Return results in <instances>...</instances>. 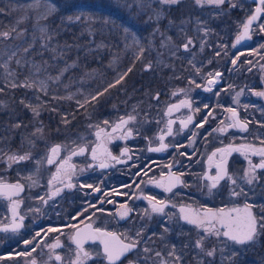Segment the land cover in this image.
Listing matches in <instances>:
<instances>
[{
    "label": "flooded vegetation",
    "instance_id": "af4514ba",
    "mask_svg": "<svg viewBox=\"0 0 264 264\" xmlns=\"http://www.w3.org/2000/svg\"><path fill=\"white\" fill-rule=\"evenodd\" d=\"M230 2L236 4V7H230L229 3L219 7L210 4L199 6L194 3V0H184V3L171 7L164 5L159 7V9H163L165 15L170 17L178 15L177 21L185 19L184 21L190 24L192 30L190 29L186 36L193 40V45L187 52L180 49L175 57L170 54L163 55L166 57V62L170 63L168 65L175 66L177 69L153 68L147 70L145 68L149 73V78L159 75L171 78L170 84L167 83L169 84L166 88L167 91H165L166 89L156 91L153 96L154 101L131 104L126 114L108 119L109 125H104L103 122L98 124L107 132L112 133L113 137L125 135L127 128L132 129V135L127 139L114 138L109 141L107 137H103L104 146L120 162L106 160L109 166L100 168L99 161L93 160L91 157V149L101 143V140L95 136L97 129L89 126L80 129V135L72 146L86 145L88 152L72 158V163L76 165V174L72 176L71 182L76 187L65 188L60 195L49 199L48 196L55 188L62 187L61 184L49 185V180L55 174L60 159L65 157H62L63 149L60 158L52 165L42 164L41 151L36 149L31 151V160L14 164L11 168H8L4 161H0V179L8 183L20 182L24 185V191L13 199L21 201L18 212L25 217L24 228L19 233L0 231V256H15L16 253L27 250L31 246L24 245L23 240L31 239L36 231L49 226L62 228L64 234L51 233L44 239V244L53 242V238L59 235L67 249L70 246L68 234L73 230L65 226L84 221L91 223L94 228L116 233L125 242H129L126 237L139 240V246L122 257L118 264H130V262L131 264H161L162 259L172 264L173 258L168 253L172 250L173 245H175L177 255L183 257L181 264H196L200 257L197 255L198 250L193 245L199 235L204 233L202 229H197L181 218L180 208L190 207L195 211H203L208 208L242 207L245 203L243 195L240 197L230 196V189L235 186L231 185L227 179L222 180L216 189L209 192L210 181L203 177L214 175L216 169L213 166L209 170L208 157L217 149L230 144L261 146V133H248L253 126L254 128L259 126L258 123H253V125L249 123L246 132L222 125L229 106L227 101V107H222L225 92L220 90V87L224 85V81L215 85L211 91L205 87L207 79L211 77L209 73L219 72L221 73L220 78H225L229 73L230 51H233L234 58L240 53H244L240 55V59L235 65L238 72L236 73V67L233 65L231 70L240 78H243L246 57L252 54L254 58L249 60L251 63H248V68H254L253 71L259 82L257 88L262 87L264 48H261L260 45L264 44V31H261L259 26L264 24V13L261 14L258 21L252 24L249 33L251 39L241 41L236 47H232L235 44L236 36L243 30V23L254 13L259 0H230ZM177 21L174 23H178ZM168 24L163 23L165 29H168ZM163 25L160 24V30L163 29ZM175 39L176 44H181L185 42V35H179ZM228 46L231 48L229 49ZM217 52L219 55L216 54ZM187 58L191 61V68L189 70L180 69L181 66L175 62ZM66 64L69 65L67 59L61 63L52 60L49 70L52 76L57 75ZM174 77L179 78L177 83L172 82ZM193 80L195 83H191ZM239 84L242 86H239L238 89L245 88L244 79H240ZM180 89L184 91H180ZM171 93H176V95L172 97ZM157 94L158 99L155 98ZM183 100H188L191 103V108L180 107L178 111L168 114L169 107L181 103ZM247 101L250 104H256L254 109H258L259 102H261V100L248 97L244 98L243 103ZM197 109L199 111H196ZM244 110L245 107L242 105L237 113L242 120L249 121L244 116L247 115ZM128 114L135 115L136 121L131 122L124 130L112 132V126L119 122V118H126ZM188 116H192V123L184 128L181 121L186 120ZM205 118L207 123H203ZM82 121L88 120L83 119ZM169 121H173L171 135L168 134ZM201 124L202 126H199ZM219 125H222L220 128H226V131H217ZM72 133L68 129L65 130L60 140H53L56 142L53 146L60 144L70 147L69 143L74 140H71ZM160 136L164 137L163 141L159 139ZM161 143L168 147L160 152L149 151L150 148L160 147ZM4 146V143L1 144L0 149L6 152ZM125 148L129 151L126 155H122ZM23 152L25 151L20 150V153ZM182 153L186 155H182ZM239 154L233 152L227 157V168L231 175L245 168L246 163L239 157ZM253 158L259 160V157L256 156ZM214 159L218 160L219 154ZM36 160H40L41 163L37 165ZM253 163H255L254 160ZM168 165H171V168ZM170 173L180 176L184 183L174 187L172 192H166L163 187L158 185L160 182L166 184L169 181ZM28 175H32L33 180L36 181L35 184L25 179ZM260 182L261 177L255 184H260ZM88 184L93 185V188L86 187ZM81 185H85V187H81ZM126 185H131V187H126ZM96 187L100 188L99 192L94 191ZM235 188L239 191L240 187ZM242 188L247 193V187ZM146 196H154L156 200L167 201L168 207L165 208L164 213H152L149 201L144 198ZM39 197H44L48 201L47 204H44ZM101 200L104 203H101ZM109 200L113 202L108 203ZM90 204L96 207H89ZM121 204H127L132 209L129 216L123 219L118 214L122 211ZM85 208L88 211L84 212L82 216L79 215ZM97 208H103L104 211H97ZM145 209L148 210V215L145 214ZM253 210L259 216L255 208ZM11 216L10 202L0 197V227L10 222ZM74 216L77 219H73ZM89 216H91V220L87 219ZM80 227L83 228L84 224H80ZM138 232L141 233L140 236H137ZM221 240L224 243H221ZM221 240L210 237L209 246L215 244L218 249L228 252L231 242L227 241V238H221ZM85 247L92 251L94 256L89 264H107L106 260L95 257L96 251L102 252L103 246L99 241L89 242ZM144 248H148L150 251L144 252ZM65 249L57 251L67 256L69 253ZM47 252L48 249L44 248V254H40V249H38L36 253H33V256L42 262L47 259ZM156 252L162 253V256L157 257ZM222 253L217 252L215 264H219L218 260ZM29 259L31 257L19 256L16 259L0 261V264H26ZM50 264H58V262L53 260ZM205 264H208L207 259Z\"/></svg>",
    "mask_w": 264,
    "mask_h": 264
},
{
    "label": "snow or ice",
    "instance_id": "6c2138e0",
    "mask_svg": "<svg viewBox=\"0 0 264 264\" xmlns=\"http://www.w3.org/2000/svg\"><path fill=\"white\" fill-rule=\"evenodd\" d=\"M157 3L158 5L164 6H176L184 3V0H136L137 6L139 7L140 11L142 12H152L153 15H149L148 19L151 21L155 19L157 25L159 24L160 20L164 16L163 9H157L153 7V3ZM194 3L199 6H204L205 4L215 5L217 7L223 6L226 3H229V6L234 8L236 4L231 3L230 0H194ZM117 7H128L127 0H116ZM58 10L57 5L49 3V0H32V2L27 5L24 9V15L20 19L17 20V25L22 23L25 19L29 18V13H32L36 17L37 27L40 32V39L46 41H52L55 36L58 34V28H53L51 24L47 23L49 18ZM4 9L0 8V12H3ZM264 13V0H259L258 6L255 8V11L252 15L247 18V21L243 23L242 28L243 30L236 36L235 44L232 47H236V45L240 44L243 40H250V30L251 26L254 21H258L261 14ZM82 19V12L80 14H73L67 15L61 20V24L64 23L65 20L68 22H78ZM91 19V17H89ZM43 21L44 23H40ZM107 22V21H106ZM174 24L173 21L169 20V26L171 27ZM260 30L264 31V24H260ZM125 33H128V29H124ZM180 32L183 33L184 29L180 28ZM17 33V36L22 35L23 33L17 32V27L13 26L7 31H0V37L4 39H11L12 34ZM159 34L162 39L160 41V47L163 49H169V45H173L172 48L169 49L170 55L175 57L177 52L180 49H183L185 52L190 50V46L193 45V40L186 36L185 34V42L181 44H175L173 41L172 36H166L164 32H161L159 26H157L152 35ZM207 34V33H205ZM36 37L34 36L33 42L28 43L27 46L21 48H11L7 51L0 52V69H3L5 73V81L6 86L11 89L17 88H25V89H35L44 95L48 94L49 88V81H56L59 82L61 77L64 75L65 72L69 70L70 67H75V64L72 65H65L62 69L59 70V73L55 76H52L47 71V61L42 63L35 62L34 60L27 59V55L31 52L34 48V41ZM133 43L139 46V51L135 55L136 60H142L144 58V53L147 49L140 43V40L135 37L133 34ZM42 48L47 49L48 45L43 44L41 45ZM261 48H264V44L260 45ZM51 51L55 52L56 49H51ZM258 52V50H257ZM23 53V55H21ZM42 55V53H39ZM219 55V52L216 53ZM244 53H240L243 55ZM251 54V53H250ZM59 55H63L60 53ZM159 56H163V52L158 53ZM240 55H237L231 63L235 65L237 61L240 59ZM15 63V68L12 67V63ZM158 64H163V60H158ZM191 63V61H190ZM211 63V61H209ZM247 63H251V61H247ZM166 67H170V65H165ZM132 67H129L126 71L120 74L113 83H109L107 87L103 89V91H97L95 94H87L84 95L83 100H77L76 103L80 108H86L88 105L92 104V102L97 101L100 96H103L105 93L109 91V89L116 87L117 85L121 84L122 81L126 78V76L132 71ZM153 67L152 62H149L145 65L147 70H151ZM27 68V74H24L20 69ZM199 71V69H197ZM251 71V68H249ZM43 74L44 78H41ZM212 73H209V76H212ZM221 73L216 72L215 77H220ZM21 77H23L21 79ZM191 83H195V81H191ZM208 91H211V86L216 83V79H209L208 80ZM199 86V85H198ZM4 87H0V93L4 92ZM180 91H184L180 89ZM240 93H237L239 96ZM256 96L264 97V91L255 92ZM53 99H57V97H52ZM73 97L70 95L67 99H72ZM158 99V94L155 97ZM20 103L23 104L26 108H28L34 118H38L41 114V110L44 109L45 104H31L27 103L25 100H20ZM180 107H187L191 108V103L188 100H183L179 105H172L168 108V114H171L173 110H178ZM245 107H247L245 105ZM196 111H199L197 109ZM228 112L232 114L231 116V123L227 125L230 128H238L241 131H248V124L250 121L240 120L238 118V113L235 108H228ZM211 115V113H209ZM137 117L132 114H128L127 117H120L119 122L115 123L112 126V132H117L124 130L127 128L131 122L136 121ZM192 116H188L186 120L181 121V125L184 128H187L190 123H192ZM64 124L70 123L66 118L62 120ZM173 121L168 122V134H172V125ZM203 123H207V119L203 121ZM104 125H109L108 120L103 121ZM199 126H202L199 125ZM264 126V125H262ZM15 128H20L21 124L17 123L13 125ZM89 127H95L97 130L95 131V136L101 140V143L96 144L94 148L91 149V157L93 160L99 161L100 168H106L109 165L106 163V160H117L120 162L119 159L111 154L110 151L104 146L103 137H107L110 141L114 138L119 139H127V137L132 135V129L127 128L126 134L113 137L112 133L107 132L105 128L100 127L99 125H89ZM59 131V129H57ZM217 131L224 132L226 128H219ZM103 134V136H102ZM32 136H36L39 139H44V127L41 126L36 127L35 132L31 134ZM195 135V134H194ZM159 139L161 141L164 140L163 136H160ZM28 143L31 146H35V140L29 139ZM75 144V141H73ZM260 145L257 147L254 144H241L238 146L228 145L224 148H219L214 151L211 156L208 157V164L209 170L214 166L216 172L214 175H206L203 178L210 181L208 185L209 192L213 189H216L222 180L227 179L230 181L231 185H237L236 179L229 173L227 168V157L230 156L233 152L240 153L244 156L247 160L248 167L245 170L244 176L241 177L242 180L248 185H252L254 182H258L260 180V173L264 171V139L260 140ZM66 147L64 145L57 144L52 146L48 149L49 155L46 157V162L49 165L55 164L57 160L60 158L62 149ZM168 145L161 143L160 147L158 148H150L149 151L160 152L165 150ZM128 149L125 148L123 150L122 155H126L128 153ZM88 152V148L86 145H79L77 144L73 149H71L66 157L60 159V162L56 168L55 174L49 180V185L61 184L62 187L55 188L54 191L50 193L48 196L49 199H52L58 195H60L64 189H72L75 188L76 185L71 182L72 176L76 174V165L73 164L72 158L74 156L84 155ZM219 154V159L215 160L214 158L217 157ZM182 155H186L182 153ZM256 156L259 157V160L253 163L251 157ZM6 158V159H5ZM32 159L31 151H25L23 153L20 152H4L3 149H0V161H4L8 168H11L12 165L18 164L21 162L29 161ZM131 159V157H129ZM35 163L38 165L41 163L40 160H36ZM171 168V165H168ZM38 171V169H37ZM83 171V169H81ZM145 175L147 173L145 172ZM183 175V174H181ZM25 179L32 181L33 184L36 183L33 180L32 175H28ZM152 183V181H149ZM184 182L180 179V176H177L175 173L169 174V181L165 184L160 182L158 186L163 187L166 192H172V189L179 184H183ZM187 186V185H185ZM81 187H85V185H81ZM88 188H93V185L88 184L86 185ZM126 187H131V185H126ZM24 191V185L20 182L16 183H8L2 179H0V197L8 200L11 204V211L12 216L10 222L4 224L0 227V231L2 232H12V233H19L22 228H24V219L23 215H20L18 212L19 206L21 204L20 200H15L13 197L19 196L21 192ZM94 191L99 192L100 188H94ZM105 195H108L105 193ZM127 195V193H124ZM247 196V193L244 191L242 187L239 188V191L236 190L235 187L230 189V196L232 197H240V196ZM146 200L149 201L151 212L152 213H159L163 214L166 207H168V202L165 200H156L154 196H146L144 197ZM39 199L44 203L47 204V200L44 197H39ZM104 203L103 200L100 201ZM113 201L109 200L108 203H112ZM174 206V205H173ZM89 207H96L95 205H89ZM120 211L118 214L123 219L132 212L127 204H121ZM254 205L248 203L247 201L243 204V206H234L231 208H219V209H205L203 211H195L193 209L181 207L180 213L181 218L186 221L188 224L194 225L197 229L203 230V235H199V238L196 239L194 242L193 247L198 250V257L196 264H205V260L207 259L208 264H215V258L217 256V252L220 251L221 253L224 249H218L215 244H211L209 246V238L215 237L217 240H221V238H227V241L232 242L234 245H253L255 244L261 236H264V215L257 216L254 212ZM97 211L103 212V208H97ZM39 211V209H36ZM88 211L87 208L83 209L79 215H83L84 212ZM260 211L264 213V205L260 206ZM145 214L148 215V210L145 209ZM95 215V213H92ZM73 219H77V217H73ZM88 220H91V216L87 217ZM80 224H84V227L81 228ZM65 227L71 228L73 231L68 234V239L70 241V246L65 249V245L60 240V236H55L53 238V242L44 244V239L51 233H60L61 235L64 234L63 229L60 227H53L49 226L47 228H41L39 231H36L35 234L32 236L31 239L23 240V244L26 246H31L27 250L23 252H18L13 255L8 256H0V261L6 259H16L19 256L22 257H31V259L26 261V264H50L51 261L55 260L58 264H89V261L94 259L93 252L88 250L85 245L89 242L95 243L99 241L100 244L103 246L102 252L96 251L95 257L102 258L107 261V264H118L122 257L126 256L127 253L133 251L139 246L138 239H131L126 237L129 242H125L121 240L120 237L114 233L102 230L100 228H94L91 223H85L84 221H79L75 224H69ZM167 231V229H165ZM141 233H137V236H140ZM221 243H224L221 240ZM43 245V247H42ZM74 245V247H71ZM47 248L48 252L46 253L47 259L43 260L42 262L38 260L37 257L33 256V253H36L38 249H40V254L43 253V249ZM58 249H65L67 256L63 253L58 252ZM144 252H149L150 249L144 248ZM39 255V254H38ZM155 255L157 257L162 256V253L156 252ZM170 257H172V264H181L183 257L181 255H177L175 245L172 246V250L168 253ZM237 255L236 252L231 254L230 259L234 261L235 256ZM131 264V262H130ZM161 264H169L167 260H161Z\"/></svg>",
    "mask_w": 264,
    "mask_h": 264
},
{
    "label": "trees",
    "instance_id": "16d2710c",
    "mask_svg": "<svg viewBox=\"0 0 264 264\" xmlns=\"http://www.w3.org/2000/svg\"><path fill=\"white\" fill-rule=\"evenodd\" d=\"M17 1L26 2L27 4L31 0H0V8L4 9L3 12H0V31H7L13 27L10 17L17 15V12L12 11V7ZM59 2L60 1L57 2V15L65 17L74 14L70 12L72 11L70 10L71 5L66 4L65 1ZM174 16L177 20L178 15ZM161 25H163V23ZM67 26L68 27L59 38L63 39L70 47L67 46V51H65L62 56L60 55V59L56 57H54V59L46 57V59H48L50 64L49 70L51 69L52 60L61 63L67 59L69 64L74 62L75 67H70L66 74L63 75V78H61L57 84L51 86V92L44 95L41 92H35L31 89H11L1 84V87H4L5 90L0 93V140L6 143V150L10 152L34 150L31 149L30 146H24V143L29 139H33L31 134L34 133L36 127L41 126V122L50 136L56 140H60L67 129L70 132H77L89 125H98L104 120L117 118L126 114L131 104L154 101L153 96L155 92L164 91L170 84L169 81L171 78L166 76L159 75L155 78H149V73L145 69L146 64L143 65L142 60H136L134 54L129 57L124 56L122 59L118 60L117 64H114V66L109 58L103 57L97 59L94 56L95 53L87 49L90 35L86 31V27L80 30L72 24ZM228 47L229 49L231 48L230 46ZM253 58L252 54L246 57L243 78H240L231 71L233 69L231 61L234 57L233 51H230V71L225 78H223L224 85L220 87V90L226 92L227 89L232 87L238 89L239 86H242L239 84L240 79H244L246 83L244 88L245 91L257 88L259 83L257 81L258 78L253 71V67L251 71H249L247 63V61L253 60ZM187 59L183 61L178 60V62L175 63L181 66L180 69L189 70L191 68V63L189 59ZM133 65L132 71L121 84L109 89L107 93L100 96L97 101L92 102V104L88 105L86 108H80L76 103L77 100H83L85 94L82 96L78 95L77 97L72 96V99H67L68 96L72 95L74 86L77 83L76 81L80 80L87 94H95L97 91H103L109 83H113L120 74ZM173 67L175 66L167 68L172 69ZM175 68L177 69V67ZM235 70L237 73L238 68L236 67ZM177 80H179V78L174 77L172 82L177 83ZM168 82L169 84H167ZM165 91H167V89ZM52 97H57V99H53ZM214 97H216V95H214ZM20 100H25L27 103L33 105L44 103L45 107L41 110L40 116L34 118L32 112L21 104ZM223 101L222 107L226 108L227 101L226 99H223ZM247 103H249V101H247ZM253 106V108H255V105ZM7 107H9V112L6 110ZM257 114L258 110L254 109L252 115L244 116L248 118L253 125V123L258 121V118H256ZM65 118L70 121L67 125L62 122ZM83 119L90 120V122H83ZM17 123L21 124L20 128L13 127V125ZM57 129H59V131H57ZM262 175L263 177L261 178L260 184L247 186V196L245 197V202L247 201L253 204L259 216L264 215V213L260 211V206L264 203H262L264 200V171H262ZM228 247V252L223 251L222 255H220L223 259L222 264H264V236H261L253 245L241 246L234 245L231 242ZM233 252L237 253L234 261L232 259H228L230 261H227L226 258H230Z\"/></svg>",
    "mask_w": 264,
    "mask_h": 264
},
{
    "label": "rangeland",
    "instance_id": "374dc122",
    "mask_svg": "<svg viewBox=\"0 0 264 264\" xmlns=\"http://www.w3.org/2000/svg\"><path fill=\"white\" fill-rule=\"evenodd\" d=\"M64 2L66 4L71 5L70 12L74 14H80L82 12V19L78 22H68L64 21L63 24H61V20L64 18L62 15H57L56 12L49 18L47 23L51 24L53 28H58V36L56 35L55 38L52 41H46L43 39H40V32L37 27V22H36V17L34 14L29 13V18L25 19L22 23L17 25V20L23 17L24 12L23 9L29 5L32 0L26 4V2H20L17 1L13 7L12 11L17 12L16 16L10 17V20L12 22L13 26L17 27V32L23 33L20 36H17V33L12 34L11 39H4L0 37V52L7 51L8 49L11 48H23L28 45V43L33 42L34 36L36 37L34 41V48L31 50V52L27 55V59L29 60H34L35 62L42 63L44 61H47V71L49 74V62L48 58L54 59L56 57L57 59H60V53H63L67 51V46L70 47L69 44L65 43L63 39H60L59 36L64 33L66 28L68 27L67 25L72 24L74 27H77L78 29L81 30L86 29V31L90 35L89 43H88V51L95 53V57L97 59L100 58H109L111 62L114 64H117V61L122 59L124 56H131V55H136V53L139 51V46L135 45L133 43V34H135V37L140 40V43L147 49L144 53V58L142 59L143 65L152 62L153 68L157 69H164L167 68L165 65H168L169 63L166 62V57L159 56V52H163L165 54H170L169 49L173 47V45H169V49H163L160 47V41L162 37L159 34L152 35L154 29L159 26L160 24L166 22L169 23V20L176 22L177 20L175 19L174 16L171 15L167 16L164 13L163 18L160 20L159 24L157 25V22L155 19L149 20L148 17L149 15H153L152 12H142L140 11L139 7L137 6L136 0H127L128 2V7H117L116 6V0H49V3L57 5V2ZM59 2V3H60ZM162 5H158L157 3H153V7L159 9V7ZM14 14V13H13ZM71 14V13H69ZM73 15V14H71ZM91 17V19H89ZM168 19V20H167ZM185 20V19H184ZM184 20L178 19V23H174L171 27L168 24V29H165L164 25L162 26L163 29H161V32H164L166 36H172L174 43L176 44V37L183 36L185 34L189 33L190 24ZM107 21V22H106ZM40 23H44L41 21ZM178 27V29H177ZM127 28L129 31L128 33H125L124 29ZM180 28L184 29V32H180ZM192 30V29H191ZM179 33V35H178ZM47 44L48 48H42L41 45ZM51 49H56L55 52L51 51ZM119 49V50H118ZM107 50V51H106ZM96 51V52H95ZM106 51V53H105ZM39 53H42L40 55ZM23 55V53H21ZM189 59V58H188ZM158 60H163V64H158ZM190 61V60H189ZM74 63V62H73ZM73 63H70L69 65H72ZM75 64V63H74ZM236 65V64H235ZM233 65V66H235ZM259 65V64H258ZM12 67L15 68V63L13 61ZM236 67V66H235ZM259 67V66H258ZM172 69H176L173 67ZM24 74H27L28 69H20ZM66 72L64 73V75ZM262 74L264 75V68L262 66ZM52 75V74H51ZM5 73L3 72V69H0V87L3 85L4 87L6 86V81L4 79ZM263 77V76H262ZM23 77H21L22 79ZM41 78L43 77V74L41 75ZM63 78V76H62ZM209 79H216V83L211 86V89L215 87V85L221 83L223 78L221 77H215V73L207 79L206 81V89H208V80ZM262 80V87L261 88H256L252 89L249 91H245L244 89H237L236 87H232L227 89L225 92V95L223 96L226 101H228L229 106L228 108H235L236 111L239 110L242 105L245 107V114L247 115H252L254 111V106L256 104H250V103H243L244 98H251V99H257L261 100L260 105H258V114L256 115V118H258V121L255 123H258L259 126L252 127L248 133L253 134V133H261V140L264 139V97H259L255 95V92L258 91H264V77L261 78ZM76 85L74 86V91H72L73 97H77L78 95H86L87 91L83 88L80 80L76 81ZM49 88L48 92H51V85L56 83V81H49ZM2 84V85H1ZM9 88V87H7ZM35 92H39L35 89H31ZM69 90V89H68ZM71 91V90H69ZM237 93H240L239 96H237ZM172 97L176 95V93H171ZM258 103V104H259ZM5 110V109H1ZM7 112H9V107L6 108ZM231 116L232 114L226 110V119L222 123V125L227 126L231 123ZM97 125V124H95ZM222 125H219L217 128L219 129ZM256 129V130H255ZM35 132V131H34ZM71 135V140L74 139L75 142L78 139V136L80 135V132H73ZM35 140V146H31L28 143V140L24 143V146H30L31 149H36L38 151H41L42 159L44 165L47 164L46 162V157L49 155L48 149L51 148L56 142H54V138L49 135V133L44 129V139H39L36 136H33V139ZM73 140V141H74ZM4 143V149L8 153H12L8 150H6V143L3 140H0V145ZM74 144L73 142H70L69 145L70 147H64L63 148V155L62 157H66L68 152L74 148L72 146ZM76 146V145H75ZM240 158L243 159V161L246 163L244 169H240L236 171L234 174H232L233 178L236 179L237 185L239 187H247L249 186L244 182V180L241 179V177L244 176L245 170L248 167L247 160L244 158L243 155L239 154ZM252 161L254 160L257 162V159L251 157ZM72 162V161H71ZM260 177L262 178V171L258 173ZM259 182V181H258ZM258 182H254L258 183ZM252 184V185H253ZM264 185V184H263ZM237 187L236 185H234ZM238 188V187H237ZM264 200L262 201V203ZM264 205V203H263ZM230 258H226L227 261ZM220 264H222V257L218 260Z\"/></svg>",
    "mask_w": 264,
    "mask_h": 264
},
{
    "label": "water",
    "instance_id": "95a60500",
    "mask_svg": "<svg viewBox=\"0 0 264 264\" xmlns=\"http://www.w3.org/2000/svg\"><path fill=\"white\" fill-rule=\"evenodd\" d=\"M254 22H256V21H254ZM254 22H253V23H254ZM243 41H246V40H243ZM179 104H180V103H178V104H176V105H179ZM179 109H180V108H179ZM179 109H178V110H179ZM178 110H175V109H174L173 112L178 111ZM238 114H239V113H238ZM238 118H239L240 120H242V119L240 118L239 115H238ZM233 146H238V145H237V144H234Z\"/></svg>",
    "mask_w": 264,
    "mask_h": 264
}]
</instances>
